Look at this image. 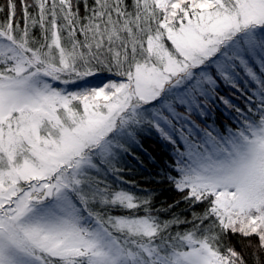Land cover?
I'll list each match as a JSON object with an SVG mask.
<instances>
[{"label":"snow or ice","instance_id":"6c2138e0","mask_svg":"<svg viewBox=\"0 0 264 264\" xmlns=\"http://www.w3.org/2000/svg\"><path fill=\"white\" fill-rule=\"evenodd\" d=\"M0 264H264V0H0Z\"/></svg>","mask_w":264,"mask_h":264},{"label":"trees","instance_id":"16d2710c","mask_svg":"<svg viewBox=\"0 0 264 264\" xmlns=\"http://www.w3.org/2000/svg\"><path fill=\"white\" fill-rule=\"evenodd\" d=\"M154 148H156V152L153 153V155H162L166 149H163L159 147L156 144L152 145ZM167 159V157H164ZM147 171L140 170L137 172H134L133 174H129L125 176L126 180H132L136 182V187H131L132 191H139L141 189L144 190H159V197L158 201H167L171 203L172 199L174 198V193L170 191H163V189L166 187L164 185H160L155 183V179H159L158 177H154L152 174H154L157 169H155L152 164L146 162Z\"/></svg>","mask_w":264,"mask_h":264}]
</instances>
